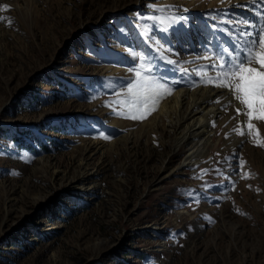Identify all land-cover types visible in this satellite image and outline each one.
I'll return each instance as SVG.
<instances>
[{
	"label": "rangeland",
	"instance_id": "rangeland-1",
	"mask_svg": "<svg viewBox=\"0 0 264 264\" xmlns=\"http://www.w3.org/2000/svg\"><path fill=\"white\" fill-rule=\"evenodd\" d=\"M167 5L189 9L191 34L160 30L177 10ZM208 14L238 32L260 22L264 0H0V264H264V147L232 131L245 127L239 103L217 98L220 121L193 164L165 118L153 126L156 110L133 121L106 106L126 100L115 93L140 56L178 81L170 95L222 90L204 82L215 71L203 49L232 40ZM157 38L186 75L160 59ZM85 172L89 189L75 191ZM226 176L234 190L220 187Z\"/></svg>",
	"mask_w": 264,
	"mask_h": 264
},
{
	"label": "snow or ice",
	"instance_id": "snow-or-ice-1",
	"mask_svg": "<svg viewBox=\"0 0 264 264\" xmlns=\"http://www.w3.org/2000/svg\"><path fill=\"white\" fill-rule=\"evenodd\" d=\"M8 5H3V9H8ZM169 8H177L175 5L165 6V10ZM189 11L187 8L178 9L169 18V27L160 29L167 32L173 25H180L189 31L193 27L191 19L185 14ZM156 19V17H139L138 19ZM8 19L7 17L0 16V20ZM208 20L214 21L210 27L215 31H223L227 33L232 40L230 47L221 46L220 44L213 45L212 47L205 46L204 52L209 53L203 59L210 60L211 63L204 67L215 71V75L209 77L206 84H212L220 89H227L234 100L239 103L240 107L235 109L236 115H243L246 117L245 127H237L232 131L244 137H251V142L255 146L264 147V140L259 138V130L253 121H264V15L260 16V22L253 26L247 25L241 31H233L226 25L232 23L231 20L224 18L219 19L217 16L208 14ZM164 23V21H160ZM11 23V20H9ZM247 23V22H244ZM182 39V37H181ZM160 48H163V41L157 38L154 41ZM157 49L160 59L168 65L172 66L173 71L187 74V69L180 66L178 59H170L169 56H178V52L174 51L171 45L163 48V51ZM167 53V55H165ZM133 58L134 65L137 57L135 52L130 53ZM141 63L136 67H129L128 72L134 75L129 77L126 82V87L123 92H116L117 96H126V100L120 101H107L106 106L113 110V114L121 117L128 118L133 121H142L147 118L153 111L156 110L161 100L170 95L173 88L178 81L165 78L163 75H158L156 66L152 65L150 68H145V63L151 64V59L144 56L138 58ZM203 75H207L204 73ZM220 103L219 100L216 101ZM230 100L223 107L225 110L231 105ZM213 127L215 123L213 122ZM104 139H111L110 135H104ZM227 136V134H226ZM219 155V153H217ZM238 160L239 169L243 172L246 161L234 154ZM219 163V161H217ZM207 173L208 169L202 170ZM218 175L224 173L221 169H215ZM225 179L229 180L228 185L220 186L224 192L229 189H235V182L231 181L227 176ZM216 187V185L206 184L205 190ZM201 193H195L196 202L199 203ZM211 199H219V197H207ZM214 222V221H213Z\"/></svg>",
	"mask_w": 264,
	"mask_h": 264
},
{
	"label": "bare ground",
	"instance_id": "bare-ground-1",
	"mask_svg": "<svg viewBox=\"0 0 264 264\" xmlns=\"http://www.w3.org/2000/svg\"><path fill=\"white\" fill-rule=\"evenodd\" d=\"M219 97H222L221 101L228 97L232 99V95L227 89H179L165 98L158 109L150 115L153 126H157L162 118L166 119L167 130L174 138L175 149L185 148L184 163L198 162L199 158L207 151L206 146L211 143L210 138L214 133L210 125L220 121L219 113L221 112L218 109L220 107L216 103ZM118 124L122 126V120ZM230 141L233 144L239 142L233 137ZM169 168L164 166V172L168 173ZM86 175L85 172L78 180L70 182L75 187V191L84 192L89 189L84 183ZM77 183L82 185H77Z\"/></svg>",
	"mask_w": 264,
	"mask_h": 264
}]
</instances>
